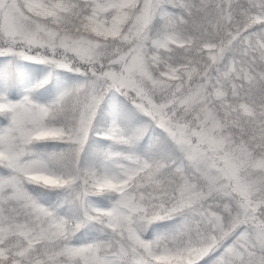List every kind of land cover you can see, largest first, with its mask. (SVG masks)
<instances>
[{
    "label": "snow or ice",
    "instance_id": "snow-or-ice-1",
    "mask_svg": "<svg viewBox=\"0 0 264 264\" xmlns=\"http://www.w3.org/2000/svg\"><path fill=\"white\" fill-rule=\"evenodd\" d=\"M0 264H264V0H0Z\"/></svg>",
    "mask_w": 264,
    "mask_h": 264
}]
</instances>
